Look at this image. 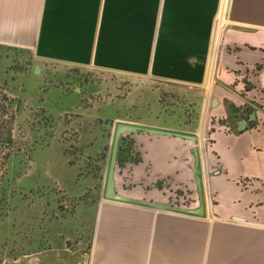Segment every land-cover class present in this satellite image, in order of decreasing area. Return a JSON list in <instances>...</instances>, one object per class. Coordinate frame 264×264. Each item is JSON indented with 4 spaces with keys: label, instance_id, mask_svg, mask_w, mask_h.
Masks as SVG:
<instances>
[{
    "label": "crops",
    "instance_id": "1",
    "mask_svg": "<svg viewBox=\"0 0 264 264\" xmlns=\"http://www.w3.org/2000/svg\"><path fill=\"white\" fill-rule=\"evenodd\" d=\"M222 6L223 0H0V46L186 83L201 97L202 112L216 95L211 113L223 114L225 98L239 104L250 94L240 95L241 76L264 88V0H226L224 15ZM214 45L219 82L208 87ZM239 120L235 129L210 131L207 144L201 134L210 121L137 134L140 158L130 177L138 186L120 185L116 194L83 204L88 213L80 214L75 238L4 254L0 264H264V124L243 127ZM158 179L189 189L190 210L164 208Z\"/></svg>",
    "mask_w": 264,
    "mask_h": 264
},
{
    "label": "rangeland",
    "instance_id": "2",
    "mask_svg": "<svg viewBox=\"0 0 264 264\" xmlns=\"http://www.w3.org/2000/svg\"><path fill=\"white\" fill-rule=\"evenodd\" d=\"M225 10L223 0L222 15ZM222 20L217 17V30ZM215 46L208 87L219 82ZM240 79V95L250 92L244 102L225 98V113H211L212 95L205 114L186 83L42 60L27 49L0 46V257L60 244L67 234L75 238L80 214L88 213L83 204L116 194L120 185L138 186L130 177L140 158L137 134L210 121L201 134L207 144L210 131L235 129L237 119L264 124V88L253 89L247 74ZM162 182L156 181L161 190Z\"/></svg>",
    "mask_w": 264,
    "mask_h": 264
},
{
    "label": "built area",
    "instance_id": "3",
    "mask_svg": "<svg viewBox=\"0 0 264 264\" xmlns=\"http://www.w3.org/2000/svg\"><path fill=\"white\" fill-rule=\"evenodd\" d=\"M227 127V126H225ZM164 192H166V204L164 208L171 211L178 212H187L192 206V202L195 199L192 197L191 193H188L187 188L182 185H173L169 184L167 180L161 179ZM184 190L182 193H179V189Z\"/></svg>",
    "mask_w": 264,
    "mask_h": 264
},
{
    "label": "water",
    "instance_id": "4",
    "mask_svg": "<svg viewBox=\"0 0 264 264\" xmlns=\"http://www.w3.org/2000/svg\"><path fill=\"white\" fill-rule=\"evenodd\" d=\"M230 109H231V110H235L233 104H230ZM253 116H254V115H253L252 112L249 113V117H250V118H252ZM239 121H240L241 126H243V127L246 126V120H245V119H240Z\"/></svg>",
    "mask_w": 264,
    "mask_h": 264
},
{
    "label": "trees",
    "instance_id": "5",
    "mask_svg": "<svg viewBox=\"0 0 264 264\" xmlns=\"http://www.w3.org/2000/svg\"><path fill=\"white\" fill-rule=\"evenodd\" d=\"M251 86L249 85H246L245 86V89H249ZM252 126H255V122L254 120H251V121H248L247 125L245 127H252Z\"/></svg>",
    "mask_w": 264,
    "mask_h": 264
}]
</instances>
